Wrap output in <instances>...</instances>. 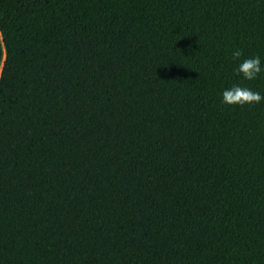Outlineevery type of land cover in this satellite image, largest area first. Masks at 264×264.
I'll return each mask as SVG.
<instances>
[{
  "label": "trees",
  "instance_id": "1",
  "mask_svg": "<svg viewBox=\"0 0 264 264\" xmlns=\"http://www.w3.org/2000/svg\"><path fill=\"white\" fill-rule=\"evenodd\" d=\"M256 55L264 0H0V264H264Z\"/></svg>",
  "mask_w": 264,
  "mask_h": 264
},
{
  "label": "clouds",
  "instance_id": "2",
  "mask_svg": "<svg viewBox=\"0 0 264 264\" xmlns=\"http://www.w3.org/2000/svg\"><path fill=\"white\" fill-rule=\"evenodd\" d=\"M241 55L242 52L239 49L232 52L234 59H238ZM235 72L247 81L258 79L259 75L264 72V68L261 66L260 56L256 55L243 60L235 69ZM261 101H264V96L260 92L240 85H233L230 89L225 90L222 95V103L229 106L239 105L243 107L245 105L259 104Z\"/></svg>",
  "mask_w": 264,
  "mask_h": 264
},
{
  "label": "water",
  "instance_id": "3",
  "mask_svg": "<svg viewBox=\"0 0 264 264\" xmlns=\"http://www.w3.org/2000/svg\"><path fill=\"white\" fill-rule=\"evenodd\" d=\"M5 59H6V57H5Z\"/></svg>",
  "mask_w": 264,
  "mask_h": 264
}]
</instances>
